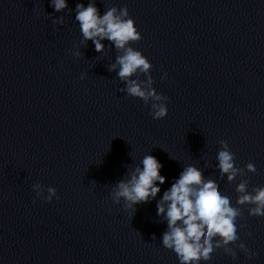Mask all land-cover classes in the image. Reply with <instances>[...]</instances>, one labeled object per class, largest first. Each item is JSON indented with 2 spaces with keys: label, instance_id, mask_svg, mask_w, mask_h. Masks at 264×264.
I'll list each match as a JSON object with an SVG mask.
<instances>
[{
  "label": "water",
  "instance_id": "95a60500",
  "mask_svg": "<svg viewBox=\"0 0 264 264\" xmlns=\"http://www.w3.org/2000/svg\"><path fill=\"white\" fill-rule=\"evenodd\" d=\"M77 2L55 12L49 0H0V264H179L162 246L156 200L130 217L109 194L149 152L166 177L157 200L195 164L240 208L238 235L256 255L216 249L198 264H264V217L234 191L241 180L264 185V0H96L101 14L127 6L142 34L132 46L169 98L163 119L120 91L111 42L99 53L80 43ZM218 139L256 172L218 178ZM36 182L60 198L33 203Z\"/></svg>",
  "mask_w": 264,
  "mask_h": 264
},
{
  "label": "clouds",
  "instance_id": "9594fccd",
  "mask_svg": "<svg viewBox=\"0 0 264 264\" xmlns=\"http://www.w3.org/2000/svg\"><path fill=\"white\" fill-rule=\"evenodd\" d=\"M49 3L55 12L68 8V0H49ZM70 11L75 12L74 20L79 25L81 44L90 40L99 53L104 51L103 42L107 40L116 49L115 61L108 66V71L116 72L123 83L120 91L141 99L150 108L149 114L153 119L166 117L169 98L153 86V65L150 60L132 46V42L142 39V34L129 15L127 6H110L101 14L96 0H87L86 4L81 0ZM63 22V17L53 20V24ZM71 55L78 58L81 53L76 50ZM167 76V72H163L161 79H167ZM85 78L86 73L82 72L79 79ZM216 145L213 159L218 178L226 176L228 182H232L245 172H256L251 162L245 163L243 168L236 166L235 153L225 140H216ZM162 167V163L150 152L143 155L139 163L128 168L124 178L112 186L109 193L112 202H123L122 208L132 217L137 205L156 200V215L167 225L161 235L162 246L176 254L179 264L207 262L216 249H222L233 260L237 257L236 250L249 260L256 255L238 235L236 221L241 216L240 208L233 206L231 198L218 190L215 181L205 178L195 164L184 166L157 200L161 186L166 181V177L161 174ZM31 187L35 193L33 203L37 199L47 203L54 197L60 198L54 186L45 189L36 182ZM234 191L238 193L236 205H249V216L264 217V185L253 186L249 191L247 181L241 180L235 185ZM239 227L246 226L241 224ZM244 234L248 237L252 235L250 231Z\"/></svg>",
  "mask_w": 264,
  "mask_h": 264
}]
</instances>
